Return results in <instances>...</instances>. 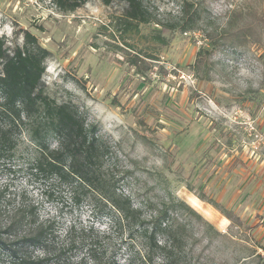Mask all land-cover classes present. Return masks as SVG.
Instances as JSON below:
<instances>
[{
    "label": "rangeland",
    "instance_id": "374dc122",
    "mask_svg": "<svg viewBox=\"0 0 264 264\" xmlns=\"http://www.w3.org/2000/svg\"><path fill=\"white\" fill-rule=\"evenodd\" d=\"M184 2L197 13L187 31L170 27L182 21ZM143 3L152 21L127 31L116 0H87L73 11L58 9L52 0H0V37L23 44L29 31L49 51L47 92L97 126L109 148L104 172L136 206L148 213L171 199L184 200L217 230L229 232L231 221H222L214 202L243 224L233 227L231 238L219 236L208 251L218 262L264 264V0ZM230 18L234 25L249 23L257 36L224 46L220 36ZM137 54L147 69L134 62ZM47 140L56 146L55 135ZM35 151L24 132L15 156L0 160L1 217L13 206L34 205L40 219L55 220L57 241L73 227L86 243L92 234L84 236L79 228L109 230L101 244L118 245L126 262L128 252L119 246L118 231L110 230L109 217L75 203L57 181L32 173L28 163ZM0 264L17 263L0 250Z\"/></svg>",
    "mask_w": 264,
    "mask_h": 264
},
{
    "label": "trees",
    "instance_id": "16d2710c",
    "mask_svg": "<svg viewBox=\"0 0 264 264\" xmlns=\"http://www.w3.org/2000/svg\"><path fill=\"white\" fill-rule=\"evenodd\" d=\"M63 11H73L87 0H52ZM111 3L115 0H105ZM120 3L119 23L131 31L141 23L152 21L143 0H116ZM197 13L184 2L182 21L171 24L173 29L187 31L197 20ZM233 16H242L234 12ZM230 18L220 42L224 46H241L257 29L249 23L234 25ZM167 27L168 24H162ZM211 36L218 35L211 33ZM162 41V36H157ZM49 51L41 46L29 31L24 42L0 37V160L15 156L19 139L26 132L34 139L36 151L28 168L38 176L57 181L67 188L75 203L86 202L95 215L107 216L111 229L128 252L126 262L118 256V245L101 241L106 233L93 226L79 228L84 236L92 234L90 242L76 238L73 228L57 241L55 220L40 219L34 205L13 206L6 218L0 215V250L17 264H229L218 262L208 251L219 236L231 238L233 227L243 221L231 210L212 203L231 223L229 232L222 233L184 200L171 199L150 212L136 206L132 198L116 185L117 179L104 172L108 144L96 133V125H87L77 108L58 102L47 92L46 60ZM146 58L154 59L147 54ZM147 60L134 57L136 64ZM202 66L203 60H198ZM55 135L56 146L48 137ZM5 190H0V210ZM207 240L206 244H203ZM208 244V245H207ZM82 247V251L78 250ZM29 248L32 252L29 253ZM121 248V247H120ZM39 251V252H38Z\"/></svg>",
    "mask_w": 264,
    "mask_h": 264
},
{
    "label": "crops",
    "instance_id": "0c3cea01",
    "mask_svg": "<svg viewBox=\"0 0 264 264\" xmlns=\"http://www.w3.org/2000/svg\"><path fill=\"white\" fill-rule=\"evenodd\" d=\"M196 199V198H195ZM195 202H200V200L197 198ZM199 205V203H197ZM223 220H225V222L227 221L226 217L223 218ZM224 222V223H225Z\"/></svg>",
    "mask_w": 264,
    "mask_h": 264
},
{
    "label": "bare ground",
    "instance_id": "6f19581e",
    "mask_svg": "<svg viewBox=\"0 0 264 264\" xmlns=\"http://www.w3.org/2000/svg\"><path fill=\"white\" fill-rule=\"evenodd\" d=\"M195 199V198H194ZM197 199V198H196ZM193 201H196V200H193ZM222 221H225V220H222Z\"/></svg>",
    "mask_w": 264,
    "mask_h": 264
}]
</instances>
